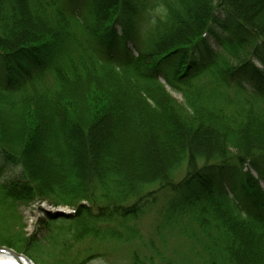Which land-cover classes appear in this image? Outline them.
Masks as SVG:
<instances>
[{"label":"trees","instance_id":"obj_1","mask_svg":"<svg viewBox=\"0 0 264 264\" xmlns=\"http://www.w3.org/2000/svg\"><path fill=\"white\" fill-rule=\"evenodd\" d=\"M262 184L264 0H0V245L58 264L46 245L132 243L149 219L183 256L153 236L126 264H264ZM36 200L72 211L26 235Z\"/></svg>","mask_w":264,"mask_h":264},{"label":"rangeland","instance_id":"obj_2","mask_svg":"<svg viewBox=\"0 0 264 264\" xmlns=\"http://www.w3.org/2000/svg\"><path fill=\"white\" fill-rule=\"evenodd\" d=\"M233 59V58H232ZM230 52L225 51L223 55H217L215 57V61L212 62L207 67L200 70V73L190 77L188 80V85L191 90L200 89L201 87H207L211 80L212 75L222 67L226 66L228 62H232ZM234 62V60H233ZM53 80L52 73H44L39 80H36L26 86L25 89L20 90V92L16 93V96L19 98L23 95H29L30 91L37 90L40 91L45 85H48ZM168 93H170L178 103H183L184 97L181 93H177L172 91L167 87L166 89ZM128 157V155L126 156ZM263 189L264 185L262 184ZM51 209L54 208L47 201L40 202L36 200L35 202L27 203L18 206V216H20V223L23 224L24 232L26 235L33 234L36 231V220L43 216L40 212L42 209ZM63 211L67 210L68 207H61ZM52 210V209H51ZM143 230L142 237L136 240H133L132 243L116 240L103 239L99 241L98 239H94L92 237L80 239V241H74L70 239L63 248V245L58 244L54 246L46 245L44 247L46 254H44L46 260H55L58 264H76L79 263L80 260L84 259L87 256H91V259L86 264H126L128 260V254L133 250L134 247H141L140 256L141 258L146 252L145 248H142V242L144 239L146 240L148 237H153L151 232V228L149 226L151 223L149 219L143 220ZM19 223L15 224L14 229L19 230ZM40 232L37 238H40ZM179 236L177 234L168 233V236L165 241V245L161 244L160 239L157 236H154L155 245L159 247V250L162 255L165 257L168 256L172 258L174 261L179 260V256L183 254L186 249L181 243H179ZM143 254V255H142ZM34 264H40V262L33 261Z\"/></svg>","mask_w":264,"mask_h":264},{"label":"water","instance_id":"obj_3","mask_svg":"<svg viewBox=\"0 0 264 264\" xmlns=\"http://www.w3.org/2000/svg\"><path fill=\"white\" fill-rule=\"evenodd\" d=\"M44 213L46 214L47 212L49 213H55V214H59V215H63L66 214L65 211H63L62 209H57V211H53V210H49V209H43ZM0 253H9L16 261H19L21 264H25L23 261H25L26 263L29 264H34L33 261H31L29 259V257L25 256L23 253H20L18 251H14L13 249L5 246L0 245ZM23 260V261H22Z\"/></svg>","mask_w":264,"mask_h":264},{"label":"bare ground","instance_id":"obj_4","mask_svg":"<svg viewBox=\"0 0 264 264\" xmlns=\"http://www.w3.org/2000/svg\"><path fill=\"white\" fill-rule=\"evenodd\" d=\"M23 261V260H22ZM25 264V261H23ZM0 264H21L19 261H16L9 253H0Z\"/></svg>","mask_w":264,"mask_h":264}]
</instances>
